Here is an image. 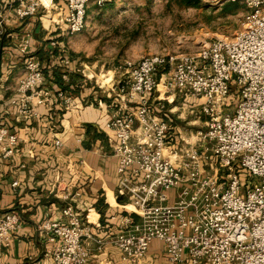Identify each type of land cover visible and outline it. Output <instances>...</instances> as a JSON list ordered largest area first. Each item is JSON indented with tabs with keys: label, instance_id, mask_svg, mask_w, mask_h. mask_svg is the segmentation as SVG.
<instances>
[{
	"label": "built area",
	"instance_id": "1",
	"mask_svg": "<svg viewBox=\"0 0 264 264\" xmlns=\"http://www.w3.org/2000/svg\"><path fill=\"white\" fill-rule=\"evenodd\" d=\"M91 1L11 0L8 8L27 20L62 2V23L66 34L74 35L84 30ZM113 1L93 0L100 9ZM213 1L245 8L244 29L233 38L191 53L125 62L127 80L118 93L126 104L115 103L118 109L105 125L117 159V194L129 210L117 216L120 229L113 240L123 264H143L154 241L164 244L169 264H264V0ZM21 52L25 76L18 112L30 118L31 100L41 104L50 94L40 88L45 78L40 62L25 48ZM160 86L203 101L206 125L197 137L211 148H188L180 161L172 160L170 125L156 94ZM57 96L66 110L72 108L69 97ZM17 144L18 136L0 127L3 159L16 155ZM171 154L178 158V152ZM175 190L180 191L171 203ZM61 212L63 222L40 226L53 244L46 255L54 264H89V226L73 204ZM20 225L16 213L0 218V255ZM96 244L101 251L105 241Z\"/></svg>",
	"mask_w": 264,
	"mask_h": 264
},
{
	"label": "crops",
	"instance_id": "2",
	"mask_svg": "<svg viewBox=\"0 0 264 264\" xmlns=\"http://www.w3.org/2000/svg\"><path fill=\"white\" fill-rule=\"evenodd\" d=\"M10 1L0 0V127L16 134L18 144L13 158L5 160L0 154V218L16 213L21 225L2 247L0 264H54L46 255L53 244L40 226L49 221L63 222L61 211L67 203L73 204L90 228L91 237L85 242L89 264H123L113 240L120 229L117 216L128 214L129 210L123 208L117 194V159L105 125L118 109L115 103L126 104L118 93L120 84L127 80L126 72L121 73L120 79L106 77L109 81L104 85L99 77L94 82L93 75L76 77L80 70L74 68L66 46L73 38H68L62 23L64 3L57 2L52 9H42L33 18L20 20L8 8ZM23 48L45 72H59L62 82L60 86L44 78L40 88L50 95L41 104L31 100L35 115L30 118L19 114L17 104L19 84L25 76ZM58 92L72 100L71 109H65ZM170 93L160 86L156 94L170 125L168 155L176 163L188 148L211 145L200 143L197 131L178 126L179 107L175 102L180 93ZM184 101L183 108L189 111L192 121L197 118V105ZM201 115L205 130L206 119ZM57 140L60 146L55 145ZM172 151L179 153L178 158ZM14 182L18 183L16 187L12 186ZM179 191L170 192L171 203ZM97 239L105 241L101 251ZM143 264H169L164 244L154 241Z\"/></svg>",
	"mask_w": 264,
	"mask_h": 264
},
{
	"label": "rangeland",
	"instance_id": "3",
	"mask_svg": "<svg viewBox=\"0 0 264 264\" xmlns=\"http://www.w3.org/2000/svg\"><path fill=\"white\" fill-rule=\"evenodd\" d=\"M228 4L213 0H114L100 9L92 0L84 30L68 35L73 38L66 45L68 54L74 68L80 70L76 77L93 75L94 82L99 77L104 85L109 81L106 77L121 78L125 62H139L152 55L191 53L213 40L231 39L244 29L246 10L242 5ZM176 98L178 126L193 133L203 131L204 118L199 113L202 100L185 94ZM184 100L197 105V118L192 121L183 108ZM193 121L196 123L191 125ZM252 179L253 183L258 181Z\"/></svg>",
	"mask_w": 264,
	"mask_h": 264
},
{
	"label": "trees",
	"instance_id": "4",
	"mask_svg": "<svg viewBox=\"0 0 264 264\" xmlns=\"http://www.w3.org/2000/svg\"><path fill=\"white\" fill-rule=\"evenodd\" d=\"M228 5L234 7L233 4H228ZM44 75H45V77H48L50 80L57 83L58 85L62 86L61 74L59 72H57V71H46L45 72L44 71Z\"/></svg>",
	"mask_w": 264,
	"mask_h": 264
}]
</instances>
